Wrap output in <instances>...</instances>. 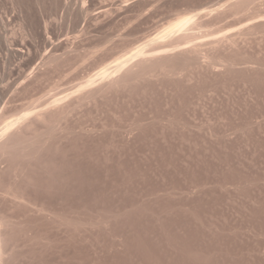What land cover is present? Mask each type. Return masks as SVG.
<instances>
[{
	"label": "rangeland",
	"instance_id": "1",
	"mask_svg": "<svg viewBox=\"0 0 264 264\" xmlns=\"http://www.w3.org/2000/svg\"><path fill=\"white\" fill-rule=\"evenodd\" d=\"M0 264H264V0H0Z\"/></svg>",
	"mask_w": 264,
	"mask_h": 264
},
{
	"label": "bare ground",
	"instance_id": "2",
	"mask_svg": "<svg viewBox=\"0 0 264 264\" xmlns=\"http://www.w3.org/2000/svg\"><path fill=\"white\" fill-rule=\"evenodd\" d=\"M212 12H213V10H212ZM154 51H156V50H154ZM138 53V52H137ZM137 53H136V55H137ZM140 53V52H139ZM145 53V52H144ZM141 54H143V53H141ZM134 55V54H133ZM131 59H132V57H131ZM126 60V59H125ZM130 60V59H129ZM128 59H127V61H124L123 63H119V64H117V65H115V67H113L112 68V70L111 69H109V70H106V71H104L103 73H101L100 74V76L97 78V79H94V78H89V79H87V80H85V81H83L82 83H80L78 86H77V88L74 90V91H72V92H70V93H68V94H66L65 96H62V97H59V98H55L54 100H52V102L50 103V105H55L56 106V104H58V103H60L61 101H63L64 99H66L67 97H69V96H71V95H73V94H75V93H79V92H81V91H83V90H85V89H88L89 87H91V86H93L94 84H96L97 82H101V81H104V80H106V79H109L110 77H112V76H115V74H117V73H119L124 67H125V65H126V63L129 61ZM127 68V67H126ZM124 71V70H123ZM94 77V76H93ZM112 79V78H111ZM110 79V80H111ZM106 82V81H105ZM96 86V85H95ZM45 106V105H44ZM47 107H49L48 105H47ZM47 107H45V109L47 108ZM54 107V106H53ZM44 108V107H43ZM44 111V110H43Z\"/></svg>",
	"mask_w": 264,
	"mask_h": 264
}]
</instances>
